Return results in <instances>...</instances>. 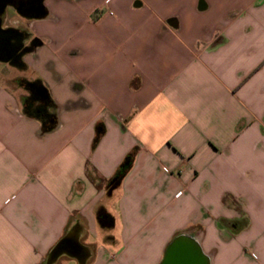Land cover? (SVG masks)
Returning <instances> with one entry per match:
<instances>
[{
    "label": "crops",
    "instance_id": "obj_1",
    "mask_svg": "<svg viewBox=\"0 0 264 264\" xmlns=\"http://www.w3.org/2000/svg\"><path fill=\"white\" fill-rule=\"evenodd\" d=\"M42 3L20 59L57 127L0 75V264H159L180 232L211 264H264V0Z\"/></svg>",
    "mask_w": 264,
    "mask_h": 264
},
{
    "label": "trees",
    "instance_id": "obj_2",
    "mask_svg": "<svg viewBox=\"0 0 264 264\" xmlns=\"http://www.w3.org/2000/svg\"><path fill=\"white\" fill-rule=\"evenodd\" d=\"M38 43V39L31 40V46ZM31 47L22 48L16 55L11 57L9 54H0V59L8 61L10 64L18 68L25 65L20 59V55ZM17 84L25 91L22 99V113L30 118L37 120L44 132H51L57 127V117L53 111V100L50 97L47 88L39 78H19ZM102 133V127L97 128L94 142H97ZM133 151L128 154L120 164L114 175L108 180L107 188L109 190L115 188L121 181L124 173L130 165L133 157ZM97 221L101 228L109 229L113 225V218L102 208L97 210Z\"/></svg>",
    "mask_w": 264,
    "mask_h": 264
},
{
    "label": "flooded vegetation",
    "instance_id": "obj_3",
    "mask_svg": "<svg viewBox=\"0 0 264 264\" xmlns=\"http://www.w3.org/2000/svg\"><path fill=\"white\" fill-rule=\"evenodd\" d=\"M43 0H0V54H9L11 57L18 53L24 31L16 27L1 26V17L8 7L21 18L32 19L43 14Z\"/></svg>",
    "mask_w": 264,
    "mask_h": 264
},
{
    "label": "water",
    "instance_id": "obj_4",
    "mask_svg": "<svg viewBox=\"0 0 264 264\" xmlns=\"http://www.w3.org/2000/svg\"><path fill=\"white\" fill-rule=\"evenodd\" d=\"M61 243L53 250L54 253H57ZM159 264H211V256L203 250L197 237L180 232L165 247Z\"/></svg>",
    "mask_w": 264,
    "mask_h": 264
},
{
    "label": "rangeland",
    "instance_id": "obj_5",
    "mask_svg": "<svg viewBox=\"0 0 264 264\" xmlns=\"http://www.w3.org/2000/svg\"><path fill=\"white\" fill-rule=\"evenodd\" d=\"M27 25L28 20L19 17L11 7H8L5 15L1 17V26L3 27H16L20 28L22 31H25L28 27ZM23 58L25 61V67L23 68H18L8 63L0 62V75L7 79L17 78V80L19 78H34L37 74L36 71L39 72V70L36 68L39 58H37V56L35 57L33 54H25ZM17 90L22 91L20 88H17Z\"/></svg>",
    "mask_w": 264,
    "mask_h": 264
}]
</instances>
